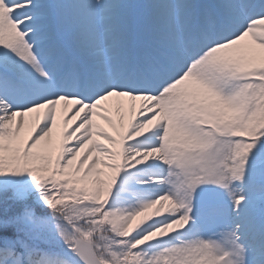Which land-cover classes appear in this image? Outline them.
I'll use <instances>...</instances> for the list:
<instances>
[{
    "label": "snow or ice",
    "instance_id": "6c2138e0",
    "mask_svg": "<svg viewBox=\"0 0 264 264\" xmlns=\"http://www.w3.org/2000/svg\"><path fill=\"white\" fill-rule=\"evenodd\" d=\"M0 264H264V0H0Z\"/></svg>",
    "mask_w": 264,
    "mask_h": 264
}]
</instances>
